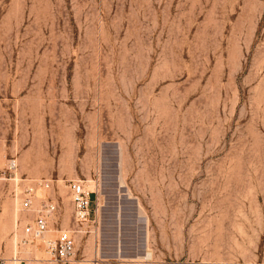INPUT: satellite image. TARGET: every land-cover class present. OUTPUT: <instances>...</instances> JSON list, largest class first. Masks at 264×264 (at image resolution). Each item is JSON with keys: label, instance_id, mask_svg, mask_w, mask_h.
Segmentation results:
<instances>
[{"label": "rangeland", "instance_id": "1", "mask_svg": "<svg viewBox=\"0 0 264 264\" xmlns=\"http://www.w3.org/2000/svg\"><path fill=\"white\" fill-rule=\"evenodd\" d=\"M21 178L65 227L97 184L70 264H264V0H0V257L40 264Z\"/></svg>", "mask_w": 264, "mask_h": 264}, {"label": "built area", "instance_id": "2", "mask_svg": "<svg viewBox=\"0 0 264 264\" xmlns=\"http://www.w3.org/2000/svg\"><path fill=\"white\" fill-rule=\"evenodd\" d=\"M17 168L16 160L10 159L3 175H13ZM20 191H12L11 197L20 201L22 210L29 212L17 222L23 224L21 247H33L42 252L46 259L35 258L40 264H70L77 246V236L86 227L99 226V198L94 190L86 187L84 180H69L67 191L71 202V220L63 226L59 202L48 192L51 188L46 180L31 181L20 179ZM31 214V215H30ZM23 260L0 257V264H22Z\"/></svg>", "mask_w": 264, "mask_h": 264}, {"label": "bare ground", "instance_id": "3", "mask_svg": "<svg viewBox=\"0 0 264 264\" xmlns=\"http://www.w3.org/2000/svg\"><path fill=\"white\" fill-rule=\"evenodd\" d=\"M89 188H90V190H94L96 193H97V195H99V190H98V187H97V184H94V185H92V186H89ZM99 211V210H98ZM100 222V221H99ZM17 224V223H16ZM99 225H100V223H99ZM99 231V227H95L94 228V233L95 234H97V232ZM150 258V253L149 252H147L146 253V256H145V259L147 260V259H149Z\"/></svg>", "mask_w": 264, "mask_h": 264}]
</instances>
